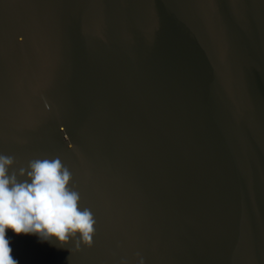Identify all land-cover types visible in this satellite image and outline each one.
<instances>
[{
	"label": "water",
	"instance_id": "obj_1",
	"mask_svg": "<svg viewBox=\"0 0 264 264\" xmlns=\"http://www.w3.org/2000/svg\"><path fill=\"white\" fill-rule=\"evenodd\" d=\"M0 153L95 220L19 264H264V0H0Z\"/></svg>",
	"mask_w": 264,
	"mask_h": 264
},
{
	"label": "clouds",
	"instance_id": "obj_2",
	"mask_svg": "<svg viewBox=\"0 0 264 264\" xmlns=\"http://www.w3.org/2000/svg\"><path fill=\"white\" fill-rule=\"evenodd\" d=\"M13 165L11 155L0 153V264H19L11 254L13 236H35L56 248L91 247L95 220L90 209L79 206L62 160L35 158L26 166ZM137 264H145L142 257Z\"/></svg>",
	"mask_w": 264,
	"mask_h": 264
},
{
	"label": "snow or ice",
	"instance_id": "obj_3",
	"mask_svg": "<svg viewBox=\"0 0 264 264\" xmlns=\"http://www.w3.org/2000/svg\"><path fill=\"white\" fill-rule=\"evenodd\" d=\"M206 6L209 8L213 7V5L211 3H208ZM221 60H222V62H225V50H224L223 45L221 46ZM221 76H222V79H224L225 82H227V80H228V68H227L226 62H225L224 70L221 73ZM50 85H51V76L47 75L43 80L37 82V85L34 89V92L38 88L43 91L44 89H46Z\"/></svg>",
	"mask_w": 264,
	"mask_h": 264
}]
</instances>
